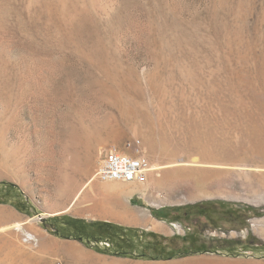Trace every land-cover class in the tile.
I'll use <instances>...</instances> for the list:
<instances>
[{
	"label": "rangeland",
	"instance_id": "rangeland-1",
	"mask_svg": "<svg viewBox=\"0 0 264 264\" xmlns=\"http://www.w3.org/2000/svg\"><path fill=\"white\" fill-rule=\"evenodd\" d=\"M0 183V264H264V0H0Z\"/></svg>",
	"mask_w": 264,
	"mask_h": 264
},
{
	"label": "bare ground",
	"instance_id": "bare-ground-1",
	"mask_svg": "<svg viewBox=\"0 0 264 264\" xmlns=\"http://www.w3.org/2000/svg\"><path fill=\"white\" fill-rule=\"evenodd\" d=\"M110 150H114V148H112ZM144 151H145V148H144ZM145 154H146V151H145ZM146 159H148L147 155H146ZM192 163L199 164L200 161L199 160H194ZM192 163L190 162V164H192ZM179 165L180 164H177V163H174V162L173 163L169 162V163H160V164H158V163H153L152 161H148V166H147V168L145 170L144 178L140 179V180L136 179L134 181H128V182H138V181L143 180V181H145V183H140V184L134 183L132 185V187L137 189L138 187L141 186L143 190L144 189L146 190L149 186L154 184V180L160 174V172H164V170L166 168L177 167ZM95 177L97 179H99L97 177V175ZM92 180H90V184H92V187L96 188L97 183L93 182ZM103 182H106V181H103ZM155 184H156V182H155ZM104 186L105 187L102 190L103 195L98 197L96 199V201L93 203V205L89 209L94 211V212H96L98 215H100L102 217L115 219V220H118V221H120L122 223H136L137 221H139V218L136 215V212H135L134 209L121 212V211H117V210L111 209V208H109V204L103 203L104 202V196L108 197V195L112 196V195H115V194H120L121 191H123L125 188H127V185H125L124 182L114 181V182H107V183L104 184ZM37 219L38 218H36V217L32 218V221L33 220H37ZM57 249L63 251L64 253H70L71 252V249H70V247L68 246L67 243H61L59 245V248H57ZM202 261H204V260H202ZM187 262H189V261H187ZM203 263H205V262H203ZM136 264H164V263H136ZM170 264H176V263L172 262Z\"/></svg>",
	"mask_w": 264,
	"mask_h": 264
},
{
	"label": "built area",
	"instance_id": "built-area-1",
	"mask_svg": "<svg viewBox=\"0 0 264 264\" xmlns=\"http://www.w3.org/2000/svg\"><path fill=\"white\" fill-rule=\"evenodd\" d=\"M127 151H108L102 158L96 175L101 181L128 182L143 179L148 159L140 141H129Z\"/></svg>",
	"mask_w": 264,
	"mask_h": 264
},
{
	"label": "trees",
	"instance_id": "trees-1",
	"mask_svg": "<svg viewBox=\"0 0 264 264\" xmlns=\"http://www.w3.org/2000/svg\"><path fill=\"white\" fill-rule=\"evenodd\" d=\"M0 186H1V183H0ZM6 186H8L9 189H11V188H16V186H15L14 184H12V183H9V184L7 183ZM190 207H195V208H196V207H198V206H197V204L194 205V206H191V205L187 206V208H190ZM178 209L181 210V209H183V208L181 207V208H178ZM225 242H228V243H229L228 240H226Z\"/></svg>",
	"mask_w": 264,
	"mask_h": 264
},
{
	"label": "water",
	"instance_id": "water-1",
	"mask_svg": "<svg viewBox=\"0 0 264 264\" xmlns=\"http://www.w3.org/2000/svg\"><path fill=\"white\" fill-rule=\"evenodd\" d=\"M39 218H44V216L43 217H39Z\"/></svg>",
	"mask_w": 264,
	"mask_h": 264
}]
</instances>
